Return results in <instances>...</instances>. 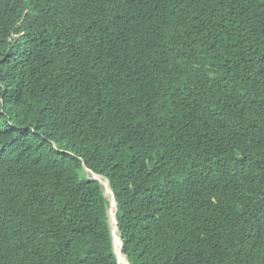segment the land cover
I'll return each instance as SVG.
<instances>
[{
	"label": "trees",
	"instance_id": "trees-1",
	"mask_svg": "<svg viewBox=\"0 0 264 264\" xmlns=\"http://www.w3.org/2000/svg\"><path fill=\"white\" fill-rule=\"evenodd\" d=\"M83 161L131 264H264V0H0V264H117Z\"/></svg>",
	"mask_w": 264,
	"mask_h": 264
},
{
	"label": "clouds",
	"instance_id": "clouds-1",
	"mask_svg": "<svg viewBox=\"0 0 264 264\" xmlns=\"http://www.w3.org/2000/svg\"><path fill=\"white\" fill-rule=\"evenodd\" d=\"M29 14H30V10H29V9H26V10L24 11V13H23V16H22L20 22H19V26H20V27L22 26V24L24 23L26 17H27ZM23 35H24V33H22V34H20V35H16L15 37H16V38H20V37L23 36ZM12 36L14 37V35H12ZM11 40H12V39H11ZM83 168H84V171L87 173V175H88L92 180H94V181H98V180H95V179L93 178L94 176H96V177H99V178H104V179H106V180L108 181V183H109L110 191L112 192V195H113V202H114V205H115V207H116V209H115V215H114L113 217H112L111 212H110V210H111V204H112V203H111V199H110V197H109V195H108V193H107V188H105V185H104V184L102 185V184L100 183V181H98V182L101 184V186L103 187L104 195H105V197H106V202L108 203V221H109V225H110V227H111V232H112L113 247H114V252H115V254H116L117 264H120V262H119V255L122 254V255L125 256V257H126V255H124V253H123L124 242H123V240H122V238H121L120 229H119V227H118V219H117L118 206H117V202H116L115 193H114V191H113V189H112V187H111V185H110L109 180H108L106 177H104V176H102V175H99V174H96V173L93 172L91 169H89L84 161H83ZM101 182H102V181H101ZM102 183H103V182H102ZM115 220L117 221V225L115 224ZM114 224H115V227H114ZM115 232H117V235H118V238H119V241H120V245H116L117 242H116ZM126 259H127V261L129 262V264H131L130 261H129V259H128L127 257H126Z\"/></svg>",
	"mask_w": 264,
	"mask_h": 264
},
{
	"label": "bare ground",
	"instance_id": "bare-ground-1",
	"mask_svg": "<svg viewBox=\"0 0 264 264\" xmlns=\"http://www.w3.org/2000/svg\"><path fill=\"white\" fill-rule=\"evenodd\" d=\"M102 182H103V184L105 185V188H107V193H108V195H109V197H110V199H111V210H110V212H111V215H112V217L115 215V209H116V207H115V205H114V202H113V195H112V192L110 191V186H109V183H108V181L106 180V179H104V178H99ZM114 227H115V224H114ZM115 236H116V242H117V244L116 245H120V241H119V238H118V235H117V232H115ZM119 258H121L122 259V262L124 263V264H129V262L127 261V259H126V257L125 256H123L122 254H120L119 255ZM120 262V261H119ZM121 264V263H120Z\"/></svg>",
	"mask_w": 264,
	"mask_h": 264
},
{
	"label": "water",
	"instance_id": "water-1",
	"mask_svg": "<svg viewBox=\"0 0 264 264\" xmlns=\"http://www.w3.org/2000/svg\"><path fill=\"white\" fill-rule=\"evenodd\" d=\"M93 178H94L95 180L100 181V183L103 185V183L101 182V180L99 179V177L94 176ZM115 224L117 225V221H116V220H115Z\"/></svg>",
	"mask_w": 264,
	"mask_h": 264
},
{
	"label": "rangeland",
	"instance_id": "rangeland-1",
	"mask_svg": "<svg viewBox=\"0 0 264 264\" xmlns=\"http://www.w3.org/2000/svg\"><path fill=\"white\" fill-rule=\"evenodd\" d=\"M119 261H120L121 264H124V263L122 262V259H121V258H119Z\"/></svg>",
	"mask_w": 264,
	"mask_h": 264
}]
</instances>
